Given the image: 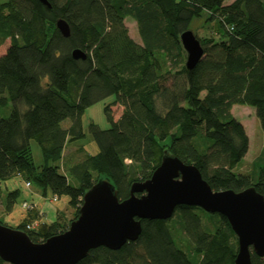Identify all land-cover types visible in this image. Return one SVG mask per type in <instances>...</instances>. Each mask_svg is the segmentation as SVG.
<instances>
[{
  "label": "trees",
  "instance_id": "obj_1",
  "mask_svg": "<svg viewBox=\"0 0 264 264\" xmlns=\"http://www.w3.org/2000/svg\"><path fill=\"white\" fill-rule=\"evenodd\" d=\"M225 1L48 0V7L39 0H8L0 5V40H10L0 55V183L21 176L44 195L67 197L73 210L71 219L59 213L54 223L28 229L41 220L31 209L15 229L35 243L64 233L99 179L114 184L123 201L134 182L152 177L166 151L195 165L216 191L255 187L264 196V159L249 173L236 172L250 139L232 113L235 105L253 108L264 132V0ZM58 19L69 24V37L58 31ZM127 19L136 22L141 44L131 37ZM195 19H204L211 35L195 33L204 56L189 70L180 37ZM76 49L86 53L85 60L73 57ZM110 97H115L105 107L110 128L89 126L99 152L68 165L63 153L68 143L86 137V110ZM117 105L123 112L116 120ZM19 196V190L7 193L5 213ZM0 223L6 225L1 218ZM141 223L136 241L117 251L93 249L78 264H235L238 239L219 214L179 206L169 220ZM179 231L188 245L180 244ZM252 261L264 264V257L252 252ZM0 264L6 263L0 258Z\"/></svg>",
  "mask_w": 264,
  "mask_h": 264
},
{
  "label": "water",
  "instance_id": "obj_2",
  "mask_svg": "<svg viewBox=\"0 0 264 264\" xmlns=\"http://www.w3.org/2000/svg\"><path fill=\"white\" fill-rule=\"evenodd\" d=\"M50 7L48 0H39ZM58 31L70 36L64 19ZM191 70L204 56L200 40L192 30L180 37ZM75 59H86L76 49ZM179 206L199 207L225 217L238 239L235 264H253L252 252L264 257V196L255 187L241 192L214 190L193 164H186L166 151L160 166L146 181L134 182L130 197L120 200L114 184L99 179L86 191L77 219L62 234L43 243L33 242L21 230L0 223V258L8 264H78L89 251L106 247L120 250L142 233V220H169Z\"/></svg>",
  "mask_w": 264,
  "mask_h": 264
},
{
  "label": "rangeland",
  "instance_id": "obj_3",
  "mask_svg": "<svg viewBox=\"0 0 264 264\" xmlns=\"http://www.w3.org/2000/svg\"><path fill=\"white\" fill-rule=\"evenodd\" d=\"M8 0H0V5L7 2ZM234 0H226V4L232 3ZM126 24L130 30V35L132 37L136 38L139 43H141L140 36L138 34V28L135 21L131 19H127ZM209 26H206L204 19H195L191 25V29L194 33L198 34L200 37L209 36L211 35V30L208 29ZM10 44V40L8 39L6 42L0 40V55L5 54L8 46ZM115 100V97L107 98L104 101H101L93 106H91L89 109L86 110L84 116H83V129L86 134V137L83 140H80L77 142L78 145H80L79 149L80 151H77V146H68L66 150V158L64 161L68 163V165L72 163H76L80 160H83L88 154L95 155L99 152V147L97 143L94 141L92 135L90 134L89 126L92 122H94L96 125H98L101 129H108L110 128V123L108 122L106 115H105V107L109 104H112ZM113 113L115 116V119L117 120L123 112V108L119 105L114 106ZM233 115L245 126L247 134L250 139V148L249 152L243 159V161L239 164V166L236 168V172L241 173H249L252 170L253 163L258 159H264V132L261 126L260 120L257 118L255 110L249 106H242V105H235L232 109ZM9 114L8 109L2 110V115L7 116ZM70 123L68 120L63 124V126H67ZM33 147V153L35 162L37 164L42 162V154L40 151V148L36 142H32ZM74 151H77L76 153ZM75 153L74 157H71V154ZM73 158V159H72ZM27 184V182H26ZM25 204V203H24ZM24 206V205H23ZM25 208V206H24ZM5 210L2 211L1 205H0V215ZM73 210L71 209L68 213V218L71 219L73 217L72 214ZM4 222V220H2ZM173 228L179 230V224L178 223H172ZM177 237L180 240V244L182 246L188 245V241L184 234L179 231L176 232ZM185 248V247H184ZM8 264V263H6Z\"/></svg>",
  "mask_w": 264,
  "mask_h": 264
},
{
  "label": "crops",
  "instance_id": "obj_4",
  "mask_svg": "<svg viewBox=\"0 0 264 264\" xmlns=\"http://www.w3.org/2000/svg\"><path fill=\"white\" fill-rule=\"evenodd\" d=\"M132 38L137 43H139L136 38ZM77 142L78 141L67 144L63 153L64 159L66 158L65 154L68 146H77V151H80L79 149L81 148H79L80 145H78ZM77 151L74 152L76 153ZM75 153L71 154V157H74ZM26 182L27 181L21 176H16L10 180L0 183V187L3 192V198L0 200L2 211L4 210L5 196L7 195V193L15 190L20 191V196L16 201L13 210L10 213H2V215H0V218L4 220V223L6 225L12 228H17L20 223H22L28 213L26 208H24L23 206L24 203H28L32 209L38 211L39 215H41L40 223L43 224H52L57 221L59 213H65L68 216L71 208L69 207V199L67 197L58 198V200L54 201V196L50 192H47V194L44 195L42 189L38 188L33 183H31L30 186H27Z\"/></svg>",
  "mask_w": 264,
  "mask_h": 264
},
{
  "label": "built area",
  "instance_id": "obj_5",
  "mask_svg": "<svg viewBox=\"0 0 264 264\" xmlns=\"http://www.w3.org/2000/svg\"><path fill=\"white\" fill-rule=\"evenodd\" d=\"M31 183L27 182V186H30ZM58 200V197H54V201ZM25 208L27 211L31 210V206L28 203L24 204ZM40 221H35L34 223H32L31 225L28 226V229H34L39 225Z\"/></svg>",
  "mask_w": 264,
  "mask_h": 264
}]
</instances>
